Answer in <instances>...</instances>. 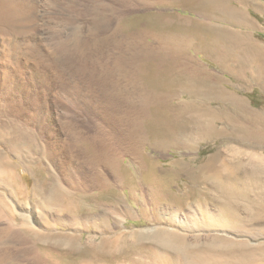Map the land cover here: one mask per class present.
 Returning <instances> with one entry per match:
<instances>
[{"label": "bare ground", "instance_id": "bare-ground-1", "mask_svg": "<svg viewBox=\"0 0 264 264\" xmlns=\"http://www.w3.org/2000/svg\"><path fill=\"white\" fill-rule=\"evenodd\" d=\"M31 1L0 0V38L3 47V50H1L3 52L6 50L7 55L5 56V53H3L0 64L11 63V58L13 57L18 72H23L21 71L23 66H20L22 61L28 63L32 56L44 53L40 48L37 49L36 36L31 35L34 29H32L31 25L35 26L37 24L32 23L34 21L32 16L34 6ZM174 1L183 0L95 1L92 4L93 22L99 31L106 30L108 32L106 37L110 39V44L112 43L116 48H121L130 31L127 30L131 28H136V33L130 37L137 44L136 54L134 58L132 57L130 69H128V61L126 62L125 56L123 57L122 52H120V55L111 64L103 63L97 66L96 69H98L99 73L96 71V74L98 73L97 75L100 77L101 82L103 81L105 85L108 87L112 86L115 89L113 90L115 91L114 95L121 104L128 101L127 99L129 98L125 99L126 97L123 95L120 88L122 84L119 82L120 79L117 77V81H114V78L117 75L124 78H127V75L131 76L129 84L134 88L132 90L136 89L135 92H138V97L136 101L132 102L135 104L133 106L130 105L132 109L131 107L129 109L125 103L122 104L125 107L127 106L129 111L125 109V111H122L123 116L119 117L124 118L123 120H126L129 126L130 136L134 142L133 148L137 149L139 143L146 144V142H151L155 146L170 144L181 149L190 148L197 142L209 140L221 141V145H217L214 148V152L202 164H194L193 158H183L174 161L172 163L173 167L168 170L163 169L154 160L146 156L149 163L146 164L145 160V163L140 161V164H137L138 168L136 167L138 169L137 173L138 171L140 174L144 172L146 175L151 176L149 186L143 187L140 184L141 182L136 181V176L126 174L118 166V157L115 154H111L114 149H112L113 146L111 147L107 143V139L105 142L101 138L91 137L86 148H90L93 151L92 153L97 155L95 158L92 157L95 173L92 176L93 181L91 183L92 187L96 189L95 192H90L91 186L88 184H83V186L74 188L75 190L72 191L61 187H58L60 189L57 191H52V189L47 191L42 181L37 180L34 182L32 196L34 199L39 198L34 201L36 203L31 207V212H28L27 209L25 213L19 214L25 229L17 232L11 231L12 233H10L13 237L19 239V242L15 241L20 249L33 251V262L31 263L264 264V244L262 243L261 246H258L260 244L256 243L257 245H254L248 241V238H246L248 240H234L232 237L222 238L218 235L213 236L209 241L202 239V236H197L192 240L188 239L185 234L180 233L177 226L171 227L161 223L151 228L133 229L130 231L122 230L108 235L105 233L100 238L97 235L89 236L86 241H83L82 235H77L76 232V234H48L47 237H59L61 244L63 243L65 246L62 250L60 247L51 248L52 246L50 247L49 245V248H45L44 243L39 241L40 238L44 237V230L35 229L29 225L30 215L35 217L34 212H39V210L42 212L44 207H47L57 208L62 217H57L56 219L62 221L64 225L71 227L76 226L75 222H88L98 219L99 224L97 227L108 229L107 220H105L106 213L99 212L98 208L109 204L113 198L121 199L123 197L122 193H120L123 191L122 189H127L129 192L128 197L136 201L139 206L137 208L138 216L147 217L150 215L155 221L159 219L161 214H165L168 216L165 219V223H176L178 221L183 223L184 220L180 217V215H183L186 218L195 220L194 224L197 227H202L203 225L205 226V223L207 225L209 223L222 230L231 229L237 222H240L241 226L246 223H264V111L251 109L244 100L226 91L221 86L220 78L211 71L203 70V68L199 69L196 65L188 64L186 59L182 57V52H184L181 49L182 47L180 48L182 52L180 49H173L177 46L171 43L174 33L166 29L168 28L166 26L169 21L168 17L159 14L130 17L128 13L129 10L135 8L158 4L164 5ZM90 7L91 4L87 5L85 11H91ZM40 16L44 18V10L40 13ZM233 18H236V16ZM194 29L196 30L194 27L189 30L194 32ZM157 30H163V35L158 34L160 35L159 38L155 34ZM184 31L181 33H184ZM185 32L187 33L188 30ZM145 33H152L157 39L165 40L166 43L163 41L165 43L164 46L162 45L163 43L161 44L164 48H160H163L164 51L159 54V50L157 51L158 53L155 50L153 54L149 52L150 54L147 53L148 55L144 56V47L140 48L144 44L140 46L139 43ZM206 33L208 35L207 39L205 38ZM206 33L200 28L198 33L196 31L190 37L185 35L188 36V40L185 39L186 37L183 40L184 42L188 41L186 43L193 42L195 38L200 41L203 40L202 49L205 53L206 51L210 53L211 58L224 72L239 78L245 86L255 82L264 89V50L257 43L248 39L243 41L241 37L227 30H209ZM28 34L33 38L31 41H29L30 39L28 40ZM177 35L179 36V34ZM20 36H26L22 44H20ZM72 37L73 33H70L65 40L57 37L54 40L55 42L52 43L53 45L55 44L54 53L68 51L69 47L74 50L75 44ZM67 41H70L71 44ZM194 44H196V41ZM145 51H147L146 48ZM94 68L92 67L89 71L92 72ZM90 74L92 77L93 74ZM143 75L148 79L146 82H151L150 85H153L151 87L153 89L157 88L156 90L142 92V82L140 80ZM94 77H92L93 80ZM19 82H22V80ZM99 85L101 89V84ZM104 87L106 88V86ZM108 89L110 90L111 88ZM103 90L105 91V89ZM109 94L107 96H111V93ZM132 98L135 100L134 97ZM175 98L178 99L174 101ZM99 137H103V135ZM72 138L76 139L74 135ZM97 159L98 161L96 162ZM133 160L135 159L133 158ZM1 162H3V158L0 153L1 177L3 181L10 182L9 176L11 175L8 176L6 172H3L5 170ZM98 162L109 166L114 177L115 182H113L118 184L116 185L120 190L106 175L98 171L96 167ZM38 169L39 167H37ZM38 172H40V169ZM181 175L186 178L188 183L186 187L179 192H167V177L173 179ZM11 178L12 181L17 183L15 186L18 187V190L21 191V186L18 185L17 180H14V177ZM203 185L222 190L228 188L232 190L234 185L240 186L245 192L240 194L232 191V198L225 195L223 200H227L223 206L230 204L231 207L240 211L241 207L234 206L235 204L233 205L230 199L238 198L249 202L250 206H247V216H244L246 220H242L240 215L229 214L220 208L210 211L203 202L208 198L203 191ZM190 203L195 206V210H188L187 213H184L183 211L188 208L187 205L189 206ZM0 212L3 213L1 210ZM115 213L118 214L119 212L115 211ZM88 225L90 224L88 223ZM232 230H239L238 232H240L243 229L232 228ZM244 231L253 234L249 229H244ZM257 234H261L260 237H262L263 231H258ZM256 236L258 235H254V237ZM4 253L7 254L6 258H14L9 251ZM13 254L15 255V253ZM3 255H0V264H4L3 262L6 260H3ZM259 261H262V263H259Z\"/></svg>", "mask_w": 264, "mask_h": 264}, {"label": "rangeland", "instance_id": "rangeland-1", "mask_svg": "<svg viewBox=\"0 0 264 264\" xmlns=\"http://www.w3.org/2000/svg\"><path fill=\"white\" fill-rule=\"evenodd\" d=\"M95 1L97 0H32L31 3L34 6V12L32 13L34 21L32 23L37 24H35V26H33V24L31 25L32 29H35H33V34L31 35L36 36L38 44L37 49L40 48L44 53L32 56L28 63L25 62L26 64L22 61L20 66H23L21 70L23 72L17 71V65L13 57L11 58V63L6 61L8 63L0 64V153L3 158L1 164L5 170L3 172H6L8 176L11 175L9 176L10 182H6L3 181L0 172V210L3 212H0V255L4 254L3 260L6 259L3 262L4 264H33L31 263L33 262V251L29 249H20L16 245L19 239L13 237L10 233L25 229L19 214L25 213L27 209L28 212H31V207L36 203L34 201L39 198L34 199L32 196V187L35 181H42L47 191L51 189L52 191H57L60 189L58 187L62 189L68 188L72 191L75 190L74 188L83 186V184L91 186V193L96 191V189L92 187L91 182L93 181L92 176L95 173L94 164L92 165V157L95 158L97 155H94L90 148H86L91 137L94 136L96 139L101 138L105 140V142L107 139V143L111 147L113 146L112 149H114L111 154H115L118 157V166L125 171L126 174H133L136 176V181L138 180V182H141L140 184H142L143 187L149 186L151 183V176L146 175L144 172L140 174L138 171L139 175L136 171L138 170L137 168L140 161L144 162L145 160L146 164L149 163L147 157H150L156 164L166 170L173 167L172 163L174 161L183 158H193L194 164L199 165L214 152V148L217 147V145H221V141L215 142L209 140L197 142L190 148L181 149L170 144L155 146L151 142H146V144L139 143L137 147L138 150L133 148L132 145L134 142L130 136L129 126L126 120H123L124 118L122 119V117H119L123 116L122 111H125V109L129 111L130 107L135 104L132 102L136 101L138 97V92H135L136 89L132 90L134 88L129 84L131 76L127 75V78H124L117 75L114 78V81H117V77L120 79L119 82L122 83L120 88L123 95L126 97L125 99L129 98L127 99L128 101L122 103H125V105L129 107L128 109V107L122 105L119 99L114 95L115 91L113 90L115 89L112 86L108 87L103 81L101 82L100 77L97 75L99 73L98 69L96 68L103 63L111 64L113 60L120 55V52H122L123 57L125 56L126 58V62L128 61V69H130L132 59L135 57L137 50V44L130 36L136 33V28L128 29L127 31H130L123 45L121 48H116L112 43L110 44V39L106 37L108 32L106 30L99 31L93 22L92 4H94ZM108 1L111 2L112 0H100V2ZM89 4H91V11H85V7ZM42 9L44 10V18L40 16V13L43 11ZM198 9L202 8L195 7L189 0H183L164 5L158 4L149 7H139L129 10L128 13L130 17L149 14H159L168 17L169 21L167 20L168 25L166 24V26L169 29L166 28V26L165 28L171 33H174V38L171 40V43L172 45L174 44V46H180L178 48L173 46V49L178 50L182 47L181 49L184 52L180 49L183 53V55H181L186 59L188 64L193 66L196 65L199 69L203 68V70L206 69L211 71L220 78L221 83L223 82L221 86H223L224 89L226 88L229 92L244 100L251 109L264 111V92L257 89L255 86H243L239 78L232 76L239 81L242 87L237 82H234L235 80L231 75L224 72L211 58L210 53L208 51L205 53L202 49L203 40L200 41L195 38L193 42L190 41L192 43L189 42V45H182L184 44V37L188 40V36L190 37L196 31L198 33L197 29H194V32L189 30L192 29L191 27L196 26V22L201 21L209 23V25L216 22V20L211 17L203 16ZM247 14L252 19L259 21L261 28L241 29L234 26L236 24L232 22L233 25H231L230 21L220 20L218 26L225 27L226 29L218 30H227L232 33L238 32L231 29L241 30L243 33H246L249 38L256 42H260L264 46V16L254 14L251 10H249ZM165 28L162 29L166 30ZM185 29L188 30L187 33ZM183 31L184 33H181ZM70 33H73L72 38H74L73 42L75 44V49L71 50L72 48L69 47L68 51L54 53L55 44H52L55 42L54 40H56L57 37L65 40ZM159 33L163 35V30H157L155 33L157 34V38L160 37V35H158ZM29 34L28 40L30 39L29 41H31L33 38L31 35L29 36ZM177 34H179V36ZM238 34L245 35L241 33ZM26 36H20V44L25 41ZM207 37L208 35L206 33L205 38L207 39ZM157 38L156 36L154 37L152 33L143 34L139 44L140 46L144 44L140 47H144V56L150 54L149 52L153 54L155 50L156 52L159 50V54L164 51L163 46L166 43L165 40L161 41ZM163 41L165 43H163ZM195 41L196 44H194ZM67 42L71 44L70 41ZM161 44L163 46H161ZM161 47H163V50L160 49ZM2 48L0 38V60H2L3 53L7 56L6 50L3 52ZM145 48L147 51H145ZM85 57L87 58L85 59ZM31 60L35 61V63ZM92 67L95 69L94 72V69H92V72L89 71ZM96 71L98 72L97 74ZM90 73L93 74L92 77L95 76L94 80ZM96 77H98L100 81ZM21 80L22 82H19ZM147 80L148 79L145 78L144 75L141 77L142 92L156 90L157 88L153 89V87H151L153 85H150L151 82L149 81L146 82ZM99 84H101V89ZM104 86H106V88ZM102 88L105 89L106 92ZM108 88L111 89L109 90ZM109 93H111V96H107L110 95ZM132 97H134L135 100H133ZM177 99L178 98H175L174 101ZM128 113L130 114V112ZM73 135L76 139L72 138ZM102 135L103 137H99ZM133 158L135 160H133ZM37 167H39L41 173L38 172L39 169L37 170ZM96 167L98 171L106 175L108 179L112 182L114 181L112 171L107 164L102 162L100 164V162H98ZM143 174L144 176H142ZM11 177L17 180L18 185L21 186V191L15 186L17 183L12 181ZM37 177L41 178L38 179ZM166 183L167 192L182 191L188 184L185 176L182 175L174 177L173 179L167 177ZM114 184L118 187L117 183ZM202 187L203 191L208 196L203 202L210 211L220 208L229 214L235 213L236 215H240L242 220H246L245 217L248 211L247 206H250L249 202L238 198L230 199L232 200V204H235L234 206L237 205L241 207L240 211H237V208L234 209L228 203H226L228 205L223 206L227 200H223L225 195L232 198V191L240 194L245 192L240 186L234 185L232 186V190L231 188L226 190L210 188L208 185H203ZM117 189H119V187ZM122 190L123 191L120 192L123 196L121 199L113 198L109 204H105L104 207L98 208L99 212L106 213L105 220H107L108 229L97 227L99 224L98 219L88 222H75L76 226L71 227L64 225L62 221L56 219L57 217H62L60 216L61 213L57 211V208L47 207H44L42 212L41 210H39V212H34L35 217L30 215L29 225L35 229L44 230V237L40 238L39 241L44 243L45 248L52 246L51 248L60 247L61 250L65 248V246L63 243L61 244L59 237H47L48 234L77 233V235H82L83 241H86L89 236L97 235V237L100 238L102 235H105V233L108 235L122 230L130 231L133 229L151 228L155 225H159V223L171 227L177 226L180 233L185 234L188 239L192 240L197 236H202V239L209 241L213 236L218 235L222 238L227 236L232 237L234 240L248 238L249 240H246L254 245L256 243L260 244L258 246L264 244V223H246L247 225L244 224L241 226L240 222H237L232 228L243 229L238 232L239 230H232V228L227 230L218 229L213 226L214 224L209 223L208 225L205 223V226L197 227L194 224L196 222L195 220L186 218L183 215H180V217L183 218L182 220H184V222L182 221L183 223H181V221L176 223H165V219L168 217L165 214H161L159 219L155 221L150 215L147 217L138 216L137 208L139 206L136 201L128 197L129 192L127 189ZM190 205H187L188 208L183 211L184 213H187L188 210H195V206H192L191 203ZM115 211L119 212V215L116 214ZM88 223L90 225H88ZM244 229H249L253 234H249V232L244 231ZM256 231H263L262 237H260L261 234H257ZM254 235H258L259 238H257L258 236L254 237ZM21 250L25 251H22V253ZM6 251H9L14 258H6L5 256L7 254L4 253ZM13 253H15V255ZM20 260L23 262H20ZM29 260L30 262H28ZM259 263H262V261H259Z\"/></svg>", "mask_w": 264, "mask_h": 264}, {"label": "crops", "instance_id": "crops-1", "mask_svg": "<svg viewBox=\"0 0 264 264\" xmlns=\"http://www.w3.org/2000/svg\"><path fill=\"white\" fill-rule=\"evenodd\" d=\"M189 2H191V4H193L195 7H201L202 9H198V11H201L203 16L211 17L212 19L216 20L215 23H211L210 25H209V23H204L201 21H198L201 24L196 22L197 24L194 28H196L198 31L200 28L205 30V31L226 29L225 27H219L218 26V22L220 20H223V21L226 20L228 22L230 21L231 25L236 24L234 26H237L241 29H248V28L258 29V28H261L259 21L252 19L250 16H248L247 13L249 10H251L254 14L264 16V0H189ZM194 10H196V9H194ZM231 12H232V14H231ZM232 15H233V17L236 16V18H233ZM237 17H238V19H237ZM202 25H204V26H202ZM191 28H193V27H191ZM229 29H231V28H229ZM231 30L236 31V32L241 33V34H245V35H238V33L237 34L233 33L236 36L241 37V39L243 41H247V39H248V40L253 41L254 43H257L258 46H260L264 50V46L260 42H256V41L252 40L251 38L248 37V35L246 33H243V31H241V30L239 31L237 29L236 30L231 29ZM230 33H232V32H230ZM186 42H188V41H186ZM186 42H184V44H182V45H189V43H186ZM232 76L233 75H231V77ZM233 77H235V76H233ZM235 78H233L235 80L234 82H237L240 85L239 81L236 80ZM240 82H241V80H240ZM222 84H223V82L221 83V85ZM248 85L255 86L257 89L262 90L264 92V89L255 82H253L252 85L251 84H248ZM243 86H245V85H243ZM226 91H228V90L226 89Z\"/></svg>", "mask_w": 264, "mask_h": 264}]
</instances>
